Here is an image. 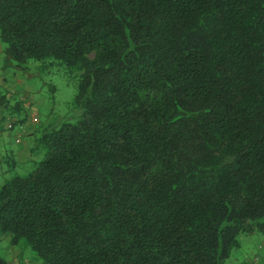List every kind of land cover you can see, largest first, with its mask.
Masks as SVG:
<instances>
[{
  "label": "trees",
  "instance_id": "16d2710c",
  "mask_svg": "<svg viewBox=\"0 0 264 264\" xmlns=\"http://www.w3.org/2000/svg\"><path fill=\"white\" fill-rule=\"evenodd\" d=\"M0 41L26 73H79L82 112L30 171L8 163L13 246L41 264H226L264 236V0H0Z\"/></svg>",
  "mask_w": 264,
  "mask_h": 264
},
{
  "label": "rangeland",
  "instance_id": "374dc122",
  "mask_svg": "<svg viewBox=\"0 0 264 264\" xmlns=\"http://www.w3.org/2000/svg\"><path fill=\"white\" fill-rule=\"evenodd\" d=\"M0 48V96L5 97L8 107L12 109V114L7 112L4 116L6 106L0 104V126L4 127L0 137H3L6 149L5 155L0 150V159H6L8 155L10 142L7 141L19 139L20 145L24 142L29 146V156L27 160L19 162L15 169L19 173H26L34 167L33 163L39 162L45 155V151L38 146L43 134L80 119L82 112L74 105L79 73L51 62H32L31 72L26 73L6 56L5 45L1 41ZM8 168V161L0 162L1 171H9ZM2 177L0 175V187ZM262 244L263 235L243 237L242 248L234 251L226 264H238V259L246 251H250V254L261 252L259 247L262 248ZM0 256L9 264H41L26 240L13 246L6 236L0 241Z\"/></svg>",
  "mask_w": 264,
  "mask_h": 264
},
{
  "label": "crops",
  "instance_id": "0c3cea01",
  "mask_svg": "<svg viewBox=\"0 0 264 264\" xmlns=\"http://www.w3.org/2000/svg\"><path fill=\"white\" fill-rule=\"evenodd\" d=\"M0 53H2V50L0 48ZM15 139V138H14ZM6 140V139H5ZM19 139H15L13 142L11 141H7L10 142V149L8 150V155H6V159L2 158L0 159V162H7L8 163H12V162H22L28 159L29 153V146L26 145L24 142L22 143L23 145H20L21 143H18ZM4 139L3 137H0V150H3V154L5 155L6 149H4ZM7 148V147H6ZM10 150V151H9ZM9 172V171H6ZM4 170H0V175L3 176L6 173ZM8 176V175H7ZM3 178V177H2ZM9 238L10 239V243H11V237L10 235H2L0 236V241L3 238ZM12 245V244H11ZM262 248L259 247V251H257V254L254 252V254H250V251H246L245 253H243V255L241 256V258L238 259V264H264V244H262L261 246Z\"/></svg>",
  "mask_w": 264,
  "mask_h": 264
},
{
  "label": "built area",
  "instance_id": "2783aa9c",
  "mask_svg": "<svg viewBox=\"0 0 264 264\" xmlns=\"http://www.w3.org/2000/svg\"><path fill=\"white\" fill-rule=\"evenodd\" d=\"M2 131H4V127L0 126V135H1Z\"/></svg>",
  "mask_w": 264,
  "mask_h": 264
}]
</instances>
